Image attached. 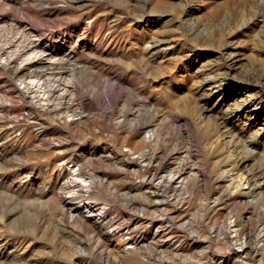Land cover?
<instances>
[{
	"label": "rangeland",
	"instance_id": "obj_1",
	"mask_svg": "<svg viewBox=\"0 0 264 264\" xmlns=\"http://www.w3.org/2000/svg\"><path fill=\"white\" fill-rule=\"evenodd\" d=\"M0 264H264V0H0Z\"/></svg>",
	"mask_w": 264,
	"mask_h": 264
},
{
	"label": "bare ground",
	"instance_id": "obj_2",
	"mask_svg": "<svg viewBox=\"0 0 264 264\" xmlns=\"http://www.w3.org/2000/svg\"><path fill=\"white\" fill-rule=\"evenodd\" d=\"M36 49V48H35ZM31 51V50H30ZM39 58V57H38ZM57 68V67H56ZM21 70H19L20 72H22L24 69H26V67H24V68H20ZM18 73V72H17ZM23 74V73H22ZM23 85V84H22ZM22 85H20L21 86V88H20V90L21 89H23V86ZM221 86V85H220ZM25 88V87H24ZM26 88H27V86H26ZM44 93V92H43ZM73 93H75V92H73ZM40 95V94H39ZM41 97H37V99H36V101H34L38 106H41L43 109H45V110H47L48 109V107H47V103L45 104L43 101H45V100H42V99H40ZM47 101V100H46ZM45 101V102H46ZM65 102V101H64ZM30 112H33V109H30L29 110ZM146 137V136H145ZM147 138H148V140H149V142H152L153 140H155V138H156V134L154 133V132H150L148 135H147ZM130 150V153L133 151L132 149H129ZM108 159V158H107ZM175 173V172H174ZM178 174V173H177ZM177 184V186L176 187H186V180H184V178H180L179 176L178 177H176L174 174H170V175H167V176H163L162 178H161V180L156 184V187L158 188L157 190H156V192H154V194H153V196H155V201L157 202V203H159L160 205H162L163 203H164V201L165 202H168V199H165V200H160V199H158L157 197H158V192L160 191V190H164V189H167V188H172L173 186H174V184ZM90 185H92L93 183L92 182H90L89 183ZM87 187V186H86ZM247 187V186H246ZM249 188V187H248ZM252 190V189H251ZM81 191V190H80ZM85 191L86 192H90L87 188L85 189ZM113 193H115L116 194V191L115 190H113L112 191ZM79 208H82V209H84V211L88 214V215H90V216H92V215H96L97 216V218H98V221L100 222V221H103L105 218H106V215L108 214V205L107 204H105V205H101V206H97V205H89V204H84V203H80L79 204ZM106 220V219H105ZM112 220V219H111ZM102 223V222H101ZM118 233H119V231H117ZM160 231L159 230H157L156 231V234L157 233H159ZM158 235V234H157ZM155 239V238H154ZM141 240V239H140ZM140 240L139 239H137V240H135L133 243H132V247H135V248H137V247H140L139 249H141V250H143V247L142 246H140ZM166 244H169V245H172L171 244V241H170V239H166ZM240 243V242H239ZM244 246H245V243H243L240 247H239V249L241 250V249H243L244 248ZM181 248V247H180ZM238 248V247H237Z\"/></svg>",
	"mask_w": 264,
	"mask_h": 264
}]
</instances>
